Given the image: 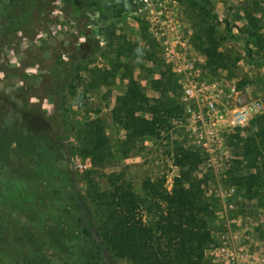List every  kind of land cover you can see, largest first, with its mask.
<instances>
[{
	"label": "rangeland",
	"instance_id": "obj_1",
	"mask_svg": "<svg viewBox=\"0 0 264 264\" xmlns=\"http://www.w3.org/2000/svg\"><path fill=\"white\" fill-rule=\"evenodd\" d=\"M166 1L185 43L179 60L170 61L162 52L150 29L149 10L140 0H113L87 16L63 0L53 7L47 30L32 40L12 37L0 60V90L23 84L24 74L41 73L43 64L33 65L38 58L30 56L41 46L95 43L92 56L79 63L83 69L70 71V78L79 77L70 88L77 93H66L67 143L74 149L70 158L82 191L128 189L138 197L149 224L157 209L147 202L149 212L143 205L150 184L169 194L179 185L200 191L213 214L208 220L210 242L199 264L222 262L217 252L221 245L237 253L241 264H264V185L249 180L251 175L264 177V43L246 32L260 26L264 30V1ZM48 53L46 49L44 57ZM187 61L192 69L184 67ZM160 72L174 79L170 98L160 92L165 81ZM193 73L198 86L187 96L184 86ZM82 77L87 87L79 85ZM129 77L145 96L144 104L132 110L154 123L151 131H134L114 107ZM209 104L211 123L204 117ZM42 107L50 113L49 98ZM245 109V116H239ZM89 119L99 121L110 150L109 159L98 167L80 152L77 141L79 127ZM160 205L167 207L163 201ZM109 264L131 263L112 258Z\"/></svg>",
	"mask_w": 264,
	"mask_h": 264
},
{
	"label": "trees",
	"instance_id": "obj_2",
	"mask_svg": "<svg viewBox=\"0 0 264 264\" xmlns=\"http://www.w3.org/2000/svg\"><path fill=\"white\" fill-rule=\"evenodd\" d=\"M61 1L0 0V60L12 37L18 34L32 40L47 30L53 7ZM112 1L70 0V5L87 16ZM246 32L264 43L261 26ZM95 48L90 41H59L39 47L37 54L27 51L38 58L33 65L43 64L41 73L24 74L23 84L0 90V264H109L112 258L131 264H199L210 242L208 220L213 214L203 205L200 191L179 185L169 194L150 184L143 205L149 212L147 202L157 209L149 224L142 218L134 192L116 186L114 191L85 194L76 170L69 166L74 149L67 143L66 93H77L76 87L70 88L78 77L70 78V71L75 68L77 74L83 69L79 63L91 57ZM46 49L49 53L44 57ZM160 75L165 79L160 92L168 97L174 79L170 73ZM79 83L89 85L83 77ZM44 98L51 101L50 113L42 107ZM144 98L131 77L124 93L116 97L114 107L136 132L153 129L152 121L132 110L142 106ZM77 141L93 167L109 159L108 140L98 120L81 124ZM249 180L264 185L260 175Z\"/></svg>",
	"mask_w": 264,
	"mask_h": 264
},
{
	"label": "built area",
	"instance_id": "obj_3",
	"mask_svg": "<svg viewBox=\"0 0 264 264\" xmlns=\"http://www.w3.org/2000/svg\"><path fill=\"white\" fill-rule=\"evenodd\" d=\"M149 10L151 18V31L160 39L162 44V52L168 57L170 61L179 60L180 54L184 51V40L179 36L176 23L177 20L169 4L166 0H140ZM181 65V64H180ZM184 67L192 69V62L187 61L184 63ZM196 73L192 74V78L187 81L184 86V94L187 96L194 95L197 87V81L193 78ZM201 88V84H199ZM212 105H207V109L204 113V117L210 123L213 121ZM248 112V109L240 111L239 116L244 117ZM200 117V113L197 115ZM203 116V115H202ZM79 166V165H78ZM219 256L224 257L222 262L218 264H241L239 255L231 250H228L225 245H221L217 248ZM249 264V263H246Z\"/></svg>",
	"mask_w": 264,
	"mask_h": 264
},
{
	"label": "water",
	"instance_id": "obj_4",
	"mask_svg": "<svg viewBox=\"0 0 264 264\" xmlns=\"http://www.w3.org/2000/svg\"><path fill=\"white\" fill-rule=\"evenodd\" d=\"M68 163H69L70 167H73V161L71 160V158H68ZM83 222H84V220H83Z\"/></svg>",
	"mask_w": 264,
	"mask_h": 264
}]
</instances>
